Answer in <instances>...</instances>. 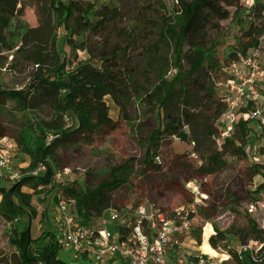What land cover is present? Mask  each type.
<instances>
[{
    "label": "trees",
    "instance_id": "16d2710c",
    "mask_svg": "<svg viewBox=\"0 0 264 264\" xmlns=\"http://www.w3.org/2000/svg\"><path fill=\"white\" fill-rule=\"evenodd\" d=\"M128 1L131 0H115V4L97 7L83 0H29L28 3L0 0V139L14 140L21 153L30 158L25 174L48 166L44 176H24L10 188L0 186V216L8 223H14L31 209L34 193L55 188V174L47 161L55 156L56 148L78 134L102 135L115 129L108 100L116 105L125 122L130 120L127 110L132 104L146 102L156 114L159 125L147 136L144 162L148 166L155 167L154 160L164 143L174 137L193 143L195 151L204 147L200 156L202 164L197 169L201 177L224 172L228 167L227 157L243 161L249 158L251 121L243 118L236 124L232 136L224 140L221 148L217 147L218 121L226 111V104L222 98H215L210 85V81H215L212 74L216 64L207 40L213 20L230 19V8L235 9L234 16L246 11L241 0H176L172 12L162 0H140L138 5L146 12L158 11L156 20L142 13L132 23L125 24L128 19L121 6ZM28 6L35 9L37 27H30L22 20ZM249 15L251 22L242 31L225 65L258 48L264 53V4L256 2ZM120 24L125 26L121 28ZM153 33L164 46L173 47L170 59L152 44ZM115 36L119 42L112 43ZM64 44L75 52L88 53L89 60L71 65L65 56ZM141 45L147 48V68L158 79L157 85L144 97L137 95L138 75L130 58L131 51ZM183 60L189 64L188 71H183ZM171 68L178 69L179 73L171 82H166L164 77ZM11 72L26 74L29 82L16 90L4 88L2 77ZM199 108L207 110L202 130L194 128ZM19 114L41 116L12 134L1 119ZM71 118L75 126L68 125ZM131 164L113 168L110 179L95 188L87 184L84 189L60 186L58 193L66 197L61 196L64 200L75 203L82 224L91 225L115 209L114 192L127 183ZM252 170L262 180L253 192L256 197L264 194V164H255ZM24 187L31 188L33 194L24 193ZM254 196L248 199L254 202ZM232 203L239 205L236 200ZM207 209L198 208V213L212 220ZM194 216L190 214L189 218ZM246 222L247 229L234 235L215 229L208 242L210 247L217 250L230 236L236 237L241 246L251 241L264 244V230L250 216ZM200 239L199 235V242ZM10 241L19 254L14 264H66L58 258L63 246L53 232H44L34 239L28 225L24 229L15 225ZM259 256L263 258L259 264H264V250ZM230 257L234 264H257L248 252L239 255L234 251ZM2 263L13 264L0 258Z\"/></svg>",
    "mask_w": 264,
    "mask_h": 264
},
{
    "label": "rangeland",
    "instance_id": "374dc122",
    "mask_svg": "<svg viewBox=\"0 0 264 264\" xmlns=\"http://www.w3.org/2000/svg\"><path fill=\"white\" fill-rule=\"evenodd\" d=\"M21 1L29 2V0ZM83 1L95 4L97 7L115 4V0ZM162 1L168 11L172 12L176 6V0ZM139 2L140 0H131L121 6V10L128 19L125 24L132 23L131 21L137 19L138 15L140 16L142 13H148L151 19L156 20L158 11L154 9L153 13L146 12L138 5ZM256 2L264 4V0H241V5L246 11L234 16L235 9L230 8L232 14L230 19L222 22L213 20L212 26L208 28V47L212 46V58L216 64L212 74L215 81H210V85H213L216 99L221 98L222 95V89L217 83L227 80L222 73V67L225 65L228 55L237 47L242 31L248 28L251 22L249 10ZM22 20L30 27H37L35 9L28 6ZM124 26V24H120L121 28ZM152 35H155L152 44L158 49L161 48L162 54L170 59L173 47L164 46L155 33ZM117 42H119L118 37L115 36L112 43ZM146 49L145 45H141L130 53V58L133 59V68L138 75L136 92L141 97L150 93L158 82L155 74L147 68ZM63 50L71 65L79 61L86 62L90 58L88 53L75 52L67 44L63 45ZM182 66L184 67L183 71L189 70L186 60L182 61ZM178 73V69L171 68L164 80L171 82ZM28 82L26 74L11 72L4 73L2 77V83L6 89H20ZM257 94L259 108L264 111V84L257 89ZM107 103L110 107L109 116L115 123V129L102 135L78 134L72 137L69 142L56 148L55 156L47 161L54 174H57V177L53 178L55 188L49 187L33 194L31 188L24 187L22 189L24 193L33 194L31 209H27V213L17 218L14 223H8L0 216V258L14 264L19 256L17 249L11 246L10 241L15 225L23 229L28 225L34 239L44 232H53L57 237V228L59 227L55 222V217L58 214V197L64 198L62 194L58 193L60 186H75L84 189L87 184L89 187L95 188L100 182L110 179V172L113 168L123 166L128 162L132 164L127 183L114 192V207L120 214V220L112 228H120L127 218L135 214L133 213L135 209L141 206L148 210L163 212L169 216L177 210L190 212L195 207L197 214L192 223L191 236L186 237L179 251L186 258L205 254L201 250V246L208 224L211 225L214 233L215 229H219L230 231L234 235L236 232H243L247 229L246 217L250 216L264 230V194L256 197L253 195L262 180L252 170L253 165L264 164V127H261L257 122H250L252 133L248 143L249 158L246 161L227 157L225 160L228 167L224 172L211 177H201L197 173V169L202 164L200 156L204 147L195 151L196 146L193 143H184L174 137L164 143L154 160L155 167L148 166L144 162L148 148L147 136L159 125L156 114L147 107L146 102L132 104L127 110L130 120L125 122L116 105L110 100ZM195 114L198 117L194 128L202 130L201 125L205 122L207 110L199 108ZM40 116L39 114L7 115L6 119L2 118L1 120L9 127L12 134H17L30 124V120L39 119ZM75 123V120L71 118L68 125L75 126ZM186 130H190V128L186 127ZM52 138L50 136V139ZM29 163L30 158L23 155L18 149L13 156L12 172L19 175L20 179L11 180L5 177L0 180V186L10 188L17 184L22 177L34 176L31 173L25 174ZM42 168L43 170L36 176L46 174L48 166H42ZM249 196H254L256 201L252 202L248 199ZM197 199L199 200L198 205L196 204ZM232 200L238 201L239 205L232 203ZM1 201L2 197L0 196V203ZM251 204L257 206V211L252 214L248 211ZM198 208H208L212 220H207L198 213ZM130 210L131 212H129ZM69 211L74 212L75 208H70ZM105 216L108 218V211ZM93 224L97 227L98 221ZM199 235L200 242L198 241ZM240 247L239 240L230 236L226 243L220 244L219 248L215 250L220 255L216 263L234 264L230 254L239 250ZM254 248L256 249V247ZM223 255H227L228 259L222 260ZM74 256L75 253L72 249L63 247L58 258L66 264H88L83 260L77 261Z\"/></svg>",
    "mask_w": 264,
    "mask_h": 264
},
{
    "label": "built area",
    "instance_id": "2783aa9c",
    "mask_svg": "<svg viewBox=\"0 0 264 264\" xmlns=\"http://www.w3.org/2000/svg\"><path fill=\"white\" fill-rule=\"evenodd\" d=\"M222 73L227 80L217 84L222 89L221 98L226 104V111L218 121V148L232 136L236 124L242 118L264 127V111L259 108L257 94V89L264 84L263 50L258 48L246 57L224 65ZM243 110H247V113H243ZM17 150L18 145L14 140L0 139V180L5 177L20 179L19 175L12 172V160ZM41 170L42 166L31 174L36 176ZM196 204H199L198 199ZM70 208H75V203L59 196L58 214L55 217L59 227L57 239L63 247L74 251L77 261L83 260L88 264H222L216 263L218 258L209 254L186 258L179 253L183 241L191 236L194 219L189 216L197 214L195 207L190 212L177 210L175 215L169 216L141 206L120 228H112L120 220L116 209L108 211V218L104 214L96 227L94 224H82L76 208L74 212H70ZM248 211L255 213L256 204H251ZM263 250L264 244L251 241L237 252L239 255L250 253L251 260L259 264L263 260L259 254Z\"/></svg>",
    "mask_w": 264,
    "mask_h": 264
},
{
    "label": "bare ground",
    "instance_id": "6f19581e",
    "mask_svg": "<svg viewBox=\"0 0 264 264\" xmlns=\"http://www.w3.org/2000/svg\"><path fill=\"white\" fill-rule=\"evenodd\" d=\"M213 233H214V231H213L211 225L208 224L206 226V230H205V233H204V236H203V244L201 246V250L205 254H209L210 256L215 257V258H219L220 255L215 250H213L210 247L209 243H208V240L213 235ZM222 257H223L222 260L228 259V256L227 255H223Z\"/></svg>",
    "mask_w": 264,
    "mask_h": 264
},
{
    "label": "crops",
    "instance_id": "0c3cea01",
    "mask_svg": "<svg viewBox=\"0 0 264 264\" xmlns=\"http://www.w3.org/2000/svg\"><path fill=\"white\" fill-rule=\"evenodd\" d=\"M194 221V220H193Z\"/></svg>",
    "mask_w": 264,
    "mask_h": 264
},
{
    "label": "water",
    "instance_id": "95a60500",
    "mask_svg": "<svg viewBox=\"0 0 264 264\" xmlns=\"http://www.w3.org/2000/svg\"><path fill=\"white\" fill-rule=\"evenodd\" d=\"M30 231V230H29Z\"/></svg>",
    "mask_w": 264,
    "mask_h": 264
}]
</instances>
